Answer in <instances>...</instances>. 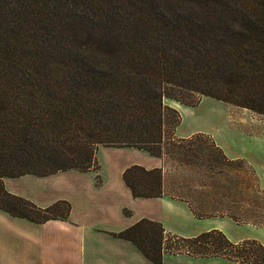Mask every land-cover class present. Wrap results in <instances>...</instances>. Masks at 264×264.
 <instances>
[{
  "label": "trees",
  "instance_id": "16d2710c",
  "mask_svg": "<svg viewBox=\"0 0 264 264\" xmlns=\"http://www.w3.org/2000/svg\"><path fill=\"white\" fill-rule=\"evenodd\" d=\"M203 95L264 114V0H0V209L36 222L66 219L67 201L39 207L2 180L96 169L100 145L162 156L166 138L171 148L204 146L235 161L205 133L174 135L181 117L164 99L194 106ZM203 156L211 173L219 160ZM252 173V184L248 171L236 177L257 193L258 211L264 189ZM122 178L134 197L164 194L161 168L133 164ZM208 181L212 196L224 189ZM188 201L198 217L263 222L247 209L240 219L217 199ZM113 234L155 264L164 253L264 264L259 240L232 241L218 229L182 237L141 218Z\"/></svg>",
  "mask_w": 264,
  "mask_h": 264
},
{
  "label": "crops",
  "instance_id": "0c3cea01",
  "mask_svg": "<svg viewBox=\"0 0 264 264\" xmlns=\"http://www.w3.org/2000/svg\"><path fill=\"white\" fill-rule=\"evenodd\" d=\"M170 100L173 102H168V105L180 115L190 109V106ZM209 126L185 128L181 118L174 134L176 137H188L196 132L210 135L228 159H244L251 164L264 189V136L248 141L250 146L256 141L259 144L254 155L249 153L248 148L244 149L248 136L243 138V134L233 129L227 132L231 133L229 136L223 135L217 127ZM114 151L116 157L108 160L107 168L97 180L94 177L97 172L93 169L80 171L73 168L46 175L25 173L4 177L2 182L8 192L22 196L39 207L65 200L70 204V210L66 219L36 222L0 209V264H155L132 241L113 234L141 218L158 221L165 231L182 237H192L210 229L229 234L237 228L238 221L226 215L196 216L187 198L164 191V154L155 156L126 146ZM133 164L146 169L161 168L164 194L134 197L122 178L124 169ZM262 229L264 231V227ZM162 264L233 262L219 257L164 253Z\"/></svg>",
  "mask_w": 264,
  "mask_h": 264
},
{
  "label": "rangeland",
  "instance_id": "374dc122",
  "mask_svg": "<svg viewBox=\"0 0 264 264\" xmlns=\"http://www.w3.org/2000/svg\"><path fill=\"white\" fill-rule=\"evenodd\" d=\"M168 102L171 103L173 101L165 98L164 103L169 104ZM180 117L182 118L185 128L202 125L210 127L209 125H212L214 129L217 127L218 131H221L223 135H227L230 129L237 130L239 133L243 134V138L248 136L249 140L244 142V149L247 150L248 148L249 153L254 155H256L255 151H257L259 144L256 141V144L251 143L250 146L248 141L252 142L254 137L264 136V114L204 95L200 96L198 103L194 106H190V109L184 111ZM230 134L231 133H229L228 136ZM208 136L210 137V135ZM210 138L212 139V137ZM164 140L162 146L165 162L164 191L172 195L185 197L191 202L204 200L206 203L209 199H217L218 202L225 203L224 205L228 204L231 211L236 213L240 219H243L246 215L247 211L245 210H249L250 219L259 218L261 220L263 218V222L261 224H253L251 222L238 221L236 224L237 228L234 232L229 234L225 233V235L232 241L255 238L264 243V231L262 229L264 227V198L260 195L259 204L261 208L256 211V208L254 209L252 204L256 202L255 197L257 193L251 190L247 191L244 186H240V182L238 181L240 176L243 175V177H246L245 172L248 171L249 184H252V168L254 169V167L251 164L246 165L244 159H242L243 161L235 160L229 163L224 160L216 150L208 148L206 150L204 146L202 151L191 150L192 152L186 153L185 149L177 150L176 148H171L172 146L166 141L167 139L165 138ZM117 148L121 147H98L96 151L97 168L93 169L97 172L94 176L95 180L99 179L98 175L100 173H104L108 166V160L112 156L116 157V155H113L115 153L113 150ZM204 152L207 154L210 153L212 158L219 160L212 164L213 168L211 169V173H208V171H210L208 167L211 166V163L208 164L203 161ZM254 171L257 175L255 169ZM208 174H210L208 177L209 179L206 177ZM225 175H227V178ZM214 179L216 180L215 182ZM208 180L213 182V186L215 183L220 187H224V189L220 188L218 190L219 197L218 195H211V192L214 191L212 188L214 187L210 188L206 185L204 186V184L210 183ZM246 193H248V195H246ZM241 198L246 201L241 202Z\"/></svg>",
  "mask_w": 264,
  "mask_h": 264
}]
</instances>
